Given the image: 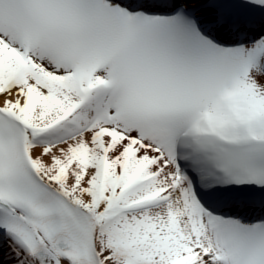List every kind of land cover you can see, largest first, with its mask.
<instances>
[{"label": "snow or ice", "instance_id": "snow-or-ice-1", "mask_svg": "<svg viewBox=\"0 0 264 264\" xmlns=\"http://www.w3.org/2000/svg\"><path fill=\"white\" fill-rule=\"evenodd\" d=\"M0 264H264V0H0Z\"/></svg>", "mask_w": 264, "mask_h": 264}]
</instances>
